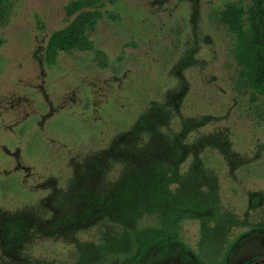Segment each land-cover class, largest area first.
Masks as SVG:
<instances>
[{
  "label": "rangeland",
  "instance_id": "obj_1",
  "mask_svg": "<svg viewBox=\"0 0 264 264\" xmlns=\"http://www.w3.org/2000/svg\"><path fill=\"white\" fill-rule=\"evenodd\" d=\"M71 1L10 0L0 22V213L33 212L44 220L55 206L73 209L78 166L108 152L142 114L156 110L165 140L187 125L184 142L207 145L199 156L216 178L219 208L239 224L233 231L264 227V95L240 78L235 39L219 20L225 4L239 0H88L70 14ZM83 10L95 12L91 46L59 51L47 62L49 35ZM135 134L122 136L129 146L117 145L149 150L160 136L150 129ZM192 157L182 158L179 174ZM158 221L143 214L135 225ZM203 225L182 222L181 239L198 255L213 256L222 239ZM97 228L37 238L35 227L19 252L0 249V264H71L85 245L102 243Z\"/></svg>",
  "mask_w": 264,
  "mask_h": 264
},
{
  "label": "trees",
  "instance_id": "obj_2",
  "mask_svg": "<svg viewBox=\"0 0 264 264\" xmlns=\"http://www.w3.org/2000/svg\"><path fill=\"white\" fill-rule=\"evenodd\" d=\"M91 2L93 1L73 0L66 10L71 14ZM9 9L10 0H0V22L7 18ZM94 13L80 11L70 23L49 35L45 46L47 62H52L59 51L71 52L73 49L91 46L88 32L96 22ZM219 20L235 39L234 52L240 65V78L250 88L264 95V0L228 2L219 12ZM154 112L156 110H148L142 114L129 132L121 134L120 141L111 144L108 152H96L89 158L90 163L86 161L78 166L71 184L77 196L73 209L59 210L55 206L50 217L44 220H40L33 212L24 217L19 215L17 218L8 213H0L1 251L5 255L11 251L19 252L28 234L32 233L35 227L37 238H44L48 232L58 235L64 230L63 237H69L73 232L97 226V237L103 236L102 243L85 245L82 255L71 264H103L109 259L115 260L112 264H122L121 254H127L129 264H135L137 256L134 258L130 251L139 249L147 240L153 242L152 228H157L135 225L143 214L146 218L152 217L155 220L161 216L164 221L162 232H166L169 229H166L167 223H174L176 210L186 207L199 209V206L207 204L205 197L208 194H211V197L214 195L216 185L215 182L209 181H215L216 178L211 170L203 165L199 156L207 145L204 146V142L193 143L194 145L185 143L183 138L187 125L181 128L180 133L172 136V142L168 141V138L165 140L166 137L162 136L163 133L160 135L156 128L159 120L152 117V114H156ZM148 129L160 135L152 137L156 143L149 150L129 152L118 146L122 136L126 139ZM122 145L130 144L121 142ZM194 146L196 149L192 148ZM190 153H193V157L189 168L185 174H179L178 164ZM167 162L173 164L169 170L159 168L160 164ZM110 170L115 171L116 175L108 173ZM179 204L182 206L179 207ZM115 225L120 229L115 230ZM101 226L112 227L111 233H103L102 230L105 229ZM147 231L151 232L149 236L141 238ZM137 243L139 245H136ZM26 263L24 260V264Z\"/></svg>",
  "mask_w": 264,
  "mask_h": 264
},
{
  "label": "flooded vegetation",
  "instance_id": "obj_3",
  "mask_svg": "<svg viewBox=\"0 0 264 264\" xmlns=\"http://www.w3.org/2000/svg\"><path fill=\"white\" fill-rule=\"evenodd\" d=\"M209 181L216 183V179L215 181L209 179ZM214 190L212 197L210 196L211 194L205 197L208 203L201 205V207L199 206V209L186 207L179 211L176 210V218L173 219L174 223H167L166 229H169L166 232H162L164 221L160 216L156 230L149 227L154 231L153 242L147 240L140 245L139 249L130 251L131 254L133 253V257L137 256V263L135 264H218L219 262L221 264H258L259 262H264V227L260 226V224L258 227L234 232V229L239 224L231 218V212L219 208L217 184ZM261 200L262 196L256 197L258 203ZM252 201L253 199L250 197L249 207L255 206L256 203ZM181 206L182 204H179V207ZM160 214L163 215V213ZM194 219L202 221L203 227L217 229L219 238L222 240L220 241V248L215 255L208 257L198 255L188 243L181 239L180 229L182 222ZM224 230H227V234H225ZM150 233L147 231L141 238H147ZM172 234L175 237H169ZM136 245H139V243ZM121 255L120 263L129 264L127 261L128 255ZM201 256L205 258H201ZM95 260L97 263V258ZM114 261L109 259L103 264H112Z\"/></svg>",
  "mask_w": 264,
  "mask_h": 264
}]
</instances>
